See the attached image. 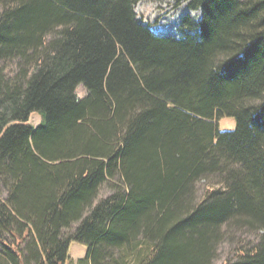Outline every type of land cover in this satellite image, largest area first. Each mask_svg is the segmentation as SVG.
Returning a JSON list of instances; mask_svg holds the SVG:
<instances>
[{"label":"trees","instance_id":"16d2710c","mask_svg":"<svg viewBox=\"0 0 264 264\" xmlns=\"http://www.w3.org/2000/svg\"><path fill=\"white\" fill-rule=\"evenodd\" d=\"M136 2L0 0V264H264V0Z\"/></svg>","mask_w":264,"mask_h":264},{"label":"rangeland","instance_id":"374dc122","mask_svg":"<svg viewBox=\"0 0 264 264\" xmlns=\"http://www.w3.org/2000/svg\"><path fill=\"white\" fill-rule=\"evenodd\" d=\"M190 0H137L134 4V10L137 19L142 24L148 26L154 33L159 35H171L181 37L183 18L188 15L197 22L201 17V11L193 10L189 7ZM76 92L79 97L84 96L86 88L83 83H79ZM41 121L39 112H33L30 116V122L38 125ZM233 116H223L219 119V128L221 130L233 129L235 126ZM105 193V192H104ZM6 190L0 184V199L5 198ZM246 237H252L244 234ZM232 244L229 241L223 242L218 249L217 255L222 261L230 256ZM86 246L83 243L73 241L70 244V252L76 264L77 260L85 254ZM219 261V262H220Z\"/></svg>","mask_w":264,"mask_h":264}]
</instances>
